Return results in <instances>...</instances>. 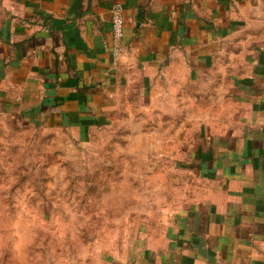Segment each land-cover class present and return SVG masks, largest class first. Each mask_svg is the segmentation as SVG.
I'll list each match as a JSON object with an SVG mask.
<instances>
[{"label":"crops","instance_id":"0c3cea01","mask_svg":"<svg viewBox=\"0 0 264 264\" xmlns=\"http://www.w3.org/2000/svg\"><path fill=\"white\" fill-rule=\"evenodd\" d=\"M128 99L191 115L175 160L198 186L95 264H264V0H0L5 127L76 131Z\"/></svg>","mask_w":264,"mask_h":264},{"label":"rangeland","instance_id":"374dc122","mask_svg":"<svg viewBox=\"0 0 264 264\" xmlns=\"http://www.w3.org/2000/svg\"><path fill=\"white\" fill-rule=\"evenodd\" d=\"M152 110L124 100L76 131L0 120V264H95L159 230L177 190L198 184L175 160L191 115Z\"/></svg>","mask_w":264,"mask_h":264},{"label":"built area","instance_id":"2783aa9c","mask_svg":"<svg viewBox=\"0 0 264 264\" xmlns=\"http://www.w3.org/2000/svg\"><path fill=\"white\" fill-rule=\"evenodd\" d=\"M111 25V50L112 55L117 59L123 53L124 17L121 4H114L110 14Z\"/></svg>","mask_w":264,"mask_h":264}]
</instances>
